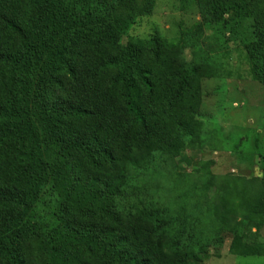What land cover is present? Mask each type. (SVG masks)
I'll list each match as a JSON object with an SVG mask.
<instances>
[{
	"label": "trees",
	"instance_id": "1",
	"mask_svg": "<svg viewBox=\"0 0 264 264\" xmlns=\"http://www.w3.org/2000/svg\"><path fill=\"white\" fill-rule=\"evenodd\" d=\"M155 1L0 0V264H204L223 231L230 253L264 256L243 234L264 227V157L239 222L233 202L201 213L214 174L191 213L140 182L201 143L222 67L207 29L241 41L264 86V0H180L200 20L177 41L129 35Z\"/></svg>",
	"mask_w": 264,
	"mask_h": 264
},
{
	"label": "rangeland",
	"instance_id": "2",
	"mask_svg": "<svg viewBox=\"0 0 264 264\" xmlns=\"http://www.w3.org/2000/svg\"><path fill=\"white\" fill-rule=\"evenodd\" d=\"M199 20L195 6H183L180 0H156L153 11L136 17L128 32L139 38L159 32L177 41L181 32L188 31ZM215 35L207 29L205 48L220 57L217 61L222 62L221 75L209 82L210 90L204 95L202 112L205 116L202 119L205 124L201 143L188 148L181 157L170 161L161 159L155 171L144 173L140 182L148 181L150 194L169 200L178 212L186 206L191 213L198 198L197 187L203 189V181L214 174L208 186L209 200H205L201 213L207 216L206 222L220 220L225 216L211 217L210 210L217 207L221 214H229L225 206L233 202L238 212L229 216L239 222L248 213L241 207L242 195L245 193L251 200L256 199L263 183L264 86L252 79L242 42L231 39L225 43ZM185 55L190 58L189 51ZM163 173H171V176L164 178ZM255 231L253 223L243 228L246 237L254 236L264 242V227L258 236L252 233ZM219 235L225 237L221 238L225 242L214 243L211 257L204 264H264V256L230 253L231 236L226 231Z\"/></svg>",
	"mask_w": 264,
	"mask_h": 264
}]
</instances>
